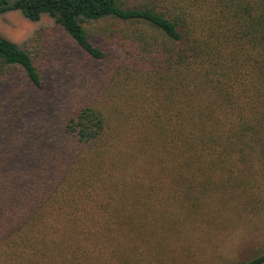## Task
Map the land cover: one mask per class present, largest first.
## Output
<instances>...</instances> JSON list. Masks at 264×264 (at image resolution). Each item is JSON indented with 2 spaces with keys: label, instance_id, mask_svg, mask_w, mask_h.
Listing matches in <instances>:
<instances>
[{
  "label": "trees",
  "instance_id": "obj_1",
  "mask_svg": "<svg viewBox=\"0 0 264 264\" xmlns=\"http://www.w3.org/2000/svg\"><path fill=\"white\" fill-rule=\"evenodd\" d=\"M8 11L85 57L0 35V264H264V0Z\"/></svg>",
  "mask_w": 264,
  "mask_h": 264
},
{
  "label": "rangeland",
  "instance_id": "obj_2",
  "mask_svg": "<svg viewBox=\"0 0 264 264\" xmlns=\"http://www.w3.org/2000/svg\"><path fill=\"white\" fill-rule=\"evenodd\" d=\"M0 35L34 54L39 49L44 50L43 52L49 56L57 53L60 57H85L83 51L56 25L54 19L47 15L38 21H31L19 11L1 13ZM49 38L52 39L49 40ZM227 228L229 231L234 229L236 232L237 225L234 228L233 226ZM239 232L242 233L244 230L241 228L237 233ZM252 239L256 243H264V231L257 230L251 235L244 233L241 252L247 248Z\"/></svg>",
  "mask_w": 264,
  "mask_h": 264
}]
</instances>
